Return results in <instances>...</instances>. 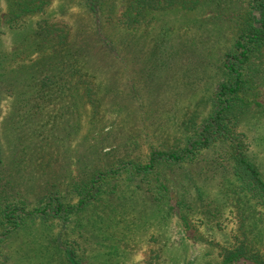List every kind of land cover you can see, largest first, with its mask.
<instances>
[{"label": "rangeland", "instance_id": "374dc122", "mask_svg": "<svg viewBox=\"0 0 264 264\" xmlns=\"http://www.w3.org/2000/svg\"><path fill=\"white\" fill-rule=\"evenodd\" d=\"M204 1L189 8L162 0L126 29L115 21L122 0H106L99 15L84 0H52L25 23L2 26L0 179L12 199L26 209L49 194L75 204L94 172L144 163L152 149L178 148L193 136L224 77L221 57L244 0ZM7 2L0 0V13ZM44 18L66 22L70 43L38 37L32 27ZM248 79L251 102L230 129L264 177V48ZM36 82L46 99L31 97ZM229 146L218 140L147 173L110 174L66 220L27 216L0 239V264H70V255L80 264H144L154 251L166 264H206L217 255L214 241L232 239L233 204L245 199L263 244L264 205L242 191Z\"/></svg>", "mask_w": 264, "mask_h": 264}, {"label": "trees", "instance_id": "16d2710c", "mask_svg": "<svg viewBox=\"0 0 264 264\" xmlns=\"http://www.w3.org/2000/svg\"><path fill=\"white\" fill-rule=\"evenodd\" d=\"M52 0H8L6 10L0 13V98L1 91L8 87L4 82L7 53L1 47L2 26L15 27L25 23L28 18L42 13ZM85 5L94 14L99 15L106 0H84ZM169 5L175 3L183 7H194L204 3V0H169ZM176 1V2H175ZM116 14L115 21L119 26L130 29L135 24L143 22L145 13L151 8H160L162 0H122ZM33 26L38 37L43 35H58L60 45L70 43L71 38L67 23L64 21H51L47 18L38 20ZM36 37V36H34ZM106 42L105 38H102ZM66 46V45H65ZM264 48V0H244L240 11H237L236 25L232 45L223 52L221 65L224 77L218 83L212 100L210 113L196 128L193 136L189 137L181 147L172 149H152L147 161L144 163L123 161L115 167L96 171L87 182L78 188L79 198L75 204H67L57 194H49L41 204L26 209L24 203L12 199L10 189L0 179V239L22 226L27 216L58 217L66 220L69 213L82 207V205L98 194V184L110 174H117L121 170H130L147 173L161 160L179 162L200 148L210 146L218 140L229 143L228 151L233 159L232 172L239 180L240 187L246 190L253 199L264 205V177L257 164L243 149L241 140L230 129L233 118L238 111L250 104L245 91L250 79L248 68L251 67L253 57L259 55ZM44 81L39 82L44 88L48 85V75L44 74ZM48 79V80H46ZM31 81V85H32ZM250 83V82H249ZM31 97L46 99L48 95L40 93V86ZM243 200V198H241ZM244 201H236L233 205L237 209V224L233 227L232 239L228 243L214 241L219 248L215 258H209L206 264H235L239 259H249L253 264H264V243L253 233V226L247 221L250 216L248 210L243 208ZM257 202V203H258ZM65 242V241H62ZM150 253L144 264H164L158 256ZM70 264H80L73 256H68ZM166 264V263H165ZM205 264V263H204Z\"/></svg>", "mask_w": 264, "mask_h": 264}]
</instances>
